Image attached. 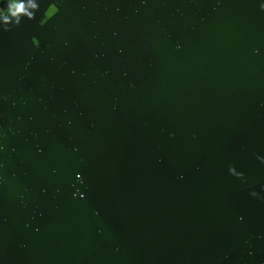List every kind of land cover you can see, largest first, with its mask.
I'll list each match as a JSON object with an SVG mask.
<instances>
[{
    "label": "water",
    "instance_id": "water-1",
    "mask_svg": "<svg viewBox=\"0 0 264 264\" xmlns=\"http://www.w3.org/2000/svg\"><path fill=\"white\" fill-rule=\"evenodd\" d=\"M19 2L0 264H264V0Z\"/></svg>",
    "mask_w": 264,
    "mask_h": 264
},
{
    "label": "flooded vegetation",
    "instance_id": "flooded-vegetation-1",
    "mask_svg": "<svg viewBox=\"0 0 264 264\" xmlns=\"http://www.w3.org/2000/svg\"><path fill=\"white\" fill-rule=\"evenodd\" d=\"M0 9H3V10H9V7L6 5V7L4 8L3 7V4L0 5ZM19 16V15H18ZM18 16H12L10 17L8 20H0V43L3 44V30L6 32V33H9V29L12 31V30H17L16 29V26H19V24L21 22H24L23 20L21 21L20 20V17L17 19ZM14 17V18H13ZM46 20V17H44L42 19V21L40 22L42 25V23ZM15 22V23H14ZM26 32H29V30H26ZM35 37V35H34Z\"/></svg>",
    "mask_w": 264,
    "mask_h": 264
},
{
    "label": "clouds",
    "instance_id": "clouds-1",
    "mask_svg": "<svg viewBox=\"0 0 264 264\" xmlns=\"http://www.w3.org/2000/svg\"><path fill=\"white\" fill-rule=\"evenodd\" d=\"M5 0H0V5L4 4ZM9 4V10L0 9V20H8L12 16H18L20 14V10L23 8V5L19 2V0H7ZM31 7H36L34 4L30 5ZM51 15V13H49Z\"/></svg>",
    "mask_w": 264,
    "mask_h": 264
},
{
    "label": "snow or ice",
    "instance_id": "snow-or-ice-1",
    "mask_svg": "<svg viewBox=\"0 0 264 264\" xmlns=\"http://www.w3.org/2000/svg\"><path fill=\"white\" fill-rule=\"evenodd\" d=\"M38 43V42H37Z\"/></svg>",
    "mask_w": 264,
    "mask_h": 264
}]
</instances>
